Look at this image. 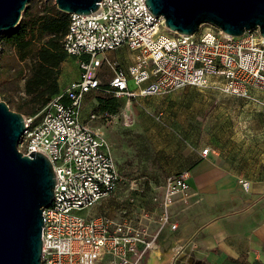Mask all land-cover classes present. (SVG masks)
<instances>
[{
	"label": "built area",
	"instance_id": "2783aa9c",
	"mask_svg": "<svg viewBox=\"0 0 264 264\" xmlns=\"http://www.w3.org/2000/svg\"><path fill=\"white\" fill-rule=\"evenodd\" d=\"M98 5L89 15L69 14L62 48L76 60L78 78L35 116H24L18 151L25 156L43 154L55 175L52 202L42 211L41 264H141L164 229L178 230L170 208L176 203L191 205L186 172L165 178L162 197L151 211L133 208L131 193L142 192L133 179L127 183V207L119 217L91 213L123 179L107 139L93 126L116 114L92 112L84 117L88 95L125 101V118L128 103L137 97L211 83L241 99H251L252 91H258L264 106V38L258 29L233 37L210 25L202 32L207 25L203 24L193 35H183L169 31L164 18L150 13L144 0H101ZM121 47L133 53L125 70L106 55ZM208 152L205 148L201 155ZM240 184L249 188L248 181ZM191 259L177 250L172 264H188Z\"/></svg>",
	"mask_w": 264,
	"mask_h": 264
},
{
	"label": "rangeland",
	"instance_id": "374dc122",
	"mask_svg": "<svg viewBox=\"0 0 264 264\" xmlns=\"http://www.w3.org/2000/svg\"><path fill=\"white\" fill-rule=\"evenodd\" d=\"M28 3L36 9H40L41 3L54 5L53 0H29ZM209 29L211 27L206 25L201 30ZM0 50V72L6 79L0 87V99L7 100L8 95L16 99L22 96L23 80L15 78L14 50ZM114 52V56L112 52L108 56L117 60L123 69L133 60V53L126 47ZM106 75L110 77L111 72L108 70ZM130 87L133 88L131 83ZM254 93L252 99H241L223 94L217 83L204 88L188 86L131 100L127 118L122 113L125 101H120L111 121H98L93 126L107 139L123 183L91 213L119 217L127 207L123 201L128 193L127 183L133 179L138 180L142 189L140 194L131 193L133 208L136 211L153 210L156 201L162 197L165 178L188 172L198 154L207 147L216 152L218 162L240 175L246 178L263 176L264 106L261 94L258 92L254 96ZM98 102V93L88 95L83 101V116L98 111ZM19 150L23 151L22 148ZM170 212H175V207ZM171 240L174 244L168 245V249L171 248L169 254L164 259L160 256L157 264L169 263L177 250L192 255L188 264H201L196 255L198 249H191L196 242L192 239L175 242L174 237ZM159 242L160 237L157 244Z\"/></svg>",
	"mask_w": 264,
	"mask_h": 264
},
{
	"label": "water",
	"instance_id": "95a60500",
	"mask_svg": "<svg viewBox=\"0 0 264 264\" xmlns=\"http://www.w3.org/2000/svg\"><path fill=\"white\" fill-rule=\"evenodd\" d=\"M49 1V0H46ZM101 0H53L66 14L89 15ZM29 0H0V34L15 28ZM165 27L193 35L203 24L233 37L258 29L264 38V0H144ZM24 116L0 99V264H41L42 211L53 199L55 175L41 153L18 151Z\"/></svg>",
	"mask_w": 264,
	"mask_h": 264
},
{
	"label": "crops",
	"instance_id": "0c3cea01",
	"mask_svg": "<svg viewBox=\"0 0 264 264\" xmlns=\"http://www.w3.org/2000/svg\"><path fill=\"white\" fill-rule=\"evenodd\" d=\"M78 74L76 60L67 59L61 66L59 88L77 79ZM253 91L257 95L258 91ZM207 148L208 154L202 156L200 152L188 171L191 205L184 208L176 203L170 208L175 207L170 214L178 223V230H163L159 244L144 258L145 264H149L154 252L158 254L153 264L159 262L160 256L166 258L171 250L168 245L174 244L173 237L175 242L177 239L196 242L201 264H264V175L246 178L223 166L216 152ZM240 180L249 182L247 190ZM172 258L165 264H172Z\"/></svg>",
	"mask_w": 264,
	"mask_h": 264
},
{
	"label": "trees",
	"instance_id": "16d2710c",
	"mask_svg": "<svg viewBox=\"0 0 264 264\" xmlns=\"http://www.w3.org/2000/svg\"><path fill=\"white\" fill-rule=\"evenodd\" d=\"M69 14L60 12L51 3H41L36 9L27 4L19 24L0 34V48H12L15 58V78L23 80L22 96L8 95L3 100L10 110L23 116H35L58 95L62 64L69 59L62 42L69 25ZM0 50V58H1ZM73 59V58H70ZM6 79L0 72V87ZM1 97V96H0ZM98 111L115 115L122 100L105 98L98 93Z\"/></svg>",
	"mask_w": 264,
	"mask_h": 264
},
{
	"label": "bare ground",
	"instance_id": "6f19581e",
	"mask_svg": "<svg viewBox=\"0 0 264 264\" xmlns=\"http://www.w3.org/2000/svg\"><path fill=\"white\" fill-rule=\"evenodd\" d=\"M157 252H154V253H152V256H151V258H150V261H149V264H153L154 263V261H155V256H157Z\"/></svg>",
	"mask_w": 264,
	"mask_h": 264
}]
</instances>
